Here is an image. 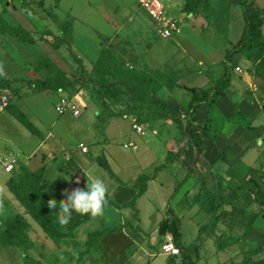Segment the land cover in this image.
<instances>
[{
  "label": "rangeland",
  "instance_id": "374dc122",
  "mask_svg": "<svg viewBox=\"0 0 264 264\" xmlns=\"http://www.w3.org/2000/svg\"><path fill=\"white\" fill-rule=\"evenodd\" d=\"M163 1L178 28L167 37L156 32L153 20L136 0H0V79L6 80L14 90L1 89L9 92V99L0 112V229L13 215L21 214L34 239L28 255L39 264H186L181 254L161 253L167 233L173 240L178 235L174 210H168L166 203L174 187L186 176L184 159L174 162L176 151L181 150L176 148L174 140L180 134L187 135L189 129L183 120L175 121L185 119L183 110L192 94L189 88L211 85L225 68L231 82L224 96L214 101L211 116L215 127L201 142L186 140L182 148L192 142L200 158L199 149H204L205 143L215 144L218 138L227 141L231 150L234 141L241 143L235 164L220 169L216 166L217 159L212 160L207 177L224 172L221 174L225 181H233L232 186L244 192L259 191L257 178L264 186V0H248L250 10L261 18L259 38L244 51L236 52L230 61L226 60L227 52L239 39L244 25L239 0H204L198 6L195 0ZM185 4L194 8L187 11ZM49 12L71 24V49L88 74L93 73L103 47L115 52L125 68L160 69L173 74L177 84L172 89L158 86L156 96L179 114L153 120H146L140 114L103 115L98 120L96 113L101 109L91 100L92 88L87 83L76 82L58 90H35L27 83L28 79L46 78L60 71L71 73L79 66L66 46L51 43L54 35H61V30ZM3 27L24 29L36 40L27 42L11 36ZM62 98L74 104L80 113L73 114L68 105L59 113ZM109 105L111 111L118 112L130 103L110 100ZM205 109L201 107L195 116L201 125L206 122ZM137 126L141 128L138 130ZM228 137L234 140L230 143ZM80 143L86 151H81ZM8 158L15 159L10 172L3 168V161ZM67 162L70 167L75 162L83 165L79 186H75L77 180H72L74 185L70 182L73 170L58 171ZM241 163L248 166H240ZM102 164H107L114 176L128 186L117 183ZM187 164L192 161L188 160ZM160 165L165 167L155 173L151 183L147 181V192L137 199L138 220L133 218L130 208L108 205L102 215L80 224L72 239L61 242L45 236L7 186L11 177L17 179L26 170L43 168L40 182L43 190L58 194L65 201V193L85 188L87 179L91 183L98 178L103 181L107 196L125 202L131 197L135 179L153 174ZM218 166L222 167V162ZM197 175L188 176L179 187L175 201L174 196L169 201L180 216L179 230L185 246L196 238V225L187 217L191 209L179 200L187 190L195 188ZM68 176L70 179L65 181ZM210 184L214 186L215 182ZM190 200L204 211L203 216H196L200 218L198 222L201 226L207 224L210 215L204 202L195 201L194 196ZM261 201L264 207V197ZM166 217H169L166 232L159 235ZM117 225L126 227L122 232L99 237L101 245L96 255L93 254L96 248L87 249L89 232ZM201 234V240L215 238V234L210 236L205 229ZM212 240L203 242L202 252L208 257V264H213L211 259L215 256L211 250L218 252ZM191 253L196 254L194 249ZM0 264L27 262L19 249L0 244Z\"/></svg>",
  "mask_w": 264,
  "mask_h": 264
},
{
  "label": "trees",
  "instance_id": "16d2710c",
  "mask_svg": "<svg viewBox=\"0 0 264 264\" xmlns=\"http://www.w3.org/2000/svg\"><path fill=\"white\" fill-rule=\"evenodd\" d=\"M195 6L199 3H203L204 0H195ZM242 17L244 20L243 29L239 39L228 50L226 60L230 61L236 52H242L249 45L256 41L260 36L261 18L250 10L248 0H239ZM192 5L185 4L184 9L191 11ZM50 17L57 23V26L61 30V35H54L51 43L54 46H66L69 54L74 58L78 68L71 73L60 71L56 75H52L46 78H34L28 79L27 83L37 91L43 90H58L73 85V83H87L91 85V100L100 107L101 111H97V119L110 116H123L140 114L146 120L153 119H165L171 114L178 115L179 112L175 110L164 99L156 96V88L158 86H165L168 89H172L177 80L173 74L160 69H128L121 65L120 59L115 52L108 47L100 49L96 61L94 63L93 73L88 74L84 67L81 65L80 59L75 55L71 49L72 42V27L67 21H60L57 16L52 13H48ZM5 32L11 36L19 37L27 42H34L36 39L24 29H16L3 27ZM226 66V65H225ZM231 82L230 75L225 68L223 74L217 78L211 85L203 88H196L191 94V100L187 107L183 110L186 122L190 127V138L192 140L202 141V137L211 131L215 127V123L212 122V109L214 107V101L224 96V91L229 87ZM0 89H10L6 80L0 79ZM11 90V89H10ZM12 92L14 90H11ZM110 100L116 101H128L130 105L128 108L122 111L113 112L110 109ZM207 106L206 110V122L201 125L196 122L195 112L203 105ZM104 115V116H103ZM26 126L30 127V123L23 120ZM214 124V125H213ZM212 127V128H211ZM202 147L199 149L201 152ZM167 159H171V155L167 156ZM107 169L110 176L114 177L115 181L122 184V182L114 176L111 169L107 164H102ZM165 167L160 165L154 168V172L151 175L143 174L138 176L131 188L134 189L130 199L125 202H117L106 195L107 204L116 209L130 208L132 210V216L138 220V209L136 207L137 199L142 196L147 187V181L155 178V173ZM41 168L38 171L26 170L17 179L11 177L8 180L7 186L9 191L15 196V198L21 203L25 212L39 225L46 237L54 242H61L63 240L72 239L75 235L76 228L95 218L91 215H81L79 213H73L70 222L65 226H60L57 222L58 209L50 210L48 207V201L55 199L57 204L66 202L59 195L55 193H47L43 190V186L40 183L42 179ZM191 169H189V172ZM216 180V190L211 191L206 183L204 177L200 178L198 191L195 195V201H202L206 206V211L210 215L209 222L200 226L198 229V244H201L202 229L210 236L214 234L216 223L218 221L217 210L222 205V175L215 172L212 174ZM177 186L173 189V192L168 197V204L170 199L173 198L174 193L177 191ZM170 210L169 205L167 206ZM98 217V216H96ZM119 227H104L101 230H96L88 233V239L86 240L87 249H95L98 238L105 233H113L120 230ZM34 242L31 232L27 227V222L21 214L13 215L7 222L4 228L0 229V244L12 245L19 249L27 264H39L32 256L28 255V249ZM176 244L180 247V253L183 255L186 264H194L190 256L186 252L185 248L179 243V235L175 238Z\"/></svg>",
  "mask_w": 264,
  "mask_h": 264
},
{
  "label": "crops",
  "instance_id": "0c3cea01",
  "mask_svg": "<svg viewBox=\"0 0 264 264\" xmlns=\"http://www.w3.org/2000/svg\"><path fill=\"white\" fill-rule=\"evenodd\" d=\"M164 4H165V2H164ZM220 99H221V97L216 99V100L218 101ZM205 106L206 105L203 104L201 107H204V109H205ZM206 108H207V106H206ZM206 110L207 109L204 110L205 116H206ZM197 111L195 112V116L197 115ZM183 117H184V115H183ZM203 117H204V115H203ZM196 118H197V116H196ZM181 120H183L187 124L186 118L185 119H179L175 122H179ZM196 122L201 124V121H196ZM187 126L189 129L187 135L183 136L182 134H180L179 137L175 136L174 145L176 146V148H181V150L176 151L175 156H174V162H176L180 158L184 159V160H182L184 162L183 167H185V170H186V176L182 179V181H179L178 184L176 185L178 187L177 191H178L179 187L181 186V184L183 183V181H185L188 176H191L195 173H198V175H197L198 178L196 181L195 188H192V190H187L179 200L183 204H185L188 208L191 209V212L187 213V217L190 220H192V222L196 225V238L193 239L188 246H185L181 241V233L179 230L180 229L179 228L180 216L175 211L176 207H174V205H172L171 203H170L171 204V207H170V205L168 204V201H167L166 205L167 206L169 205V207L173 208V210H174V221L178 225L177 228H178L180 245L185 248L186 252L190 256V258L194 262V264H197L198 262H200L201 264H208L209 263L207 261L208 257H206V254H204V252H202L204 247H205V246H203L204 245L203 242H205L207 239L212 240V238H207V239L201 240V244L199 245V247H197V244L199 242L197 233H198V229L202 223L198 222L200 220V218L198 219L196 216H198V215L200 217L203 216L204 211L201 208H199L198 204H196V203L192 204L190 202L191 201L190 199L193 196L195 198V195L198 191L199 180L202 177H204L206 179L207 186L211 191L216 190V188H217L216 180L213 178V176L207 177V173H208V171H210V166H211L210 161L217 159L216 160V163H217L216 166L219 167L220 169L221 168L226 169L229 166H233L232 164H235V162L238 159L237 158L239 156V153H238L239 150L238 149L240 148L239 146L241 143L239 144L236 141H234L232 146L230 147V148H233L232 149L233 151H232L231 149L228 148L229 143L227 141L218 138L216 143L214 142L215 144H213L211 142L209 144L205 143V148L201 151L202 155L199 158L200 153L199 154L196 153V151L194 150V146H193L192 142L187 143V145L182 148V145L186 140H192L190 138V127L188 124H187ZM227 140H229V137ZM233 140L230 139L229 140L230 143ZM180 151H181V154H180ZM189 156H190V158H189ZM188 160H191L192 164H187ZM195 162H196V164L193 165ZM220 162H222V164H223L222 167L218 166V163H220ZM239 165L240 166H248V165H246V163H241ZM67 168H69V170L74 171V173L72 174L73 177H72L70 182H72V184H73L72 180L78 179L79 183H80V178H81L80 174H82L84 172L83 165L75 162L73 164V166L70 167V163L67 162L66 166L59 167L58 171H62V169H67ZM189 169H191L190 172H189ZM46 171H47V169H46ZM46 171H45V174H46ZM221 173L224 174V172H221ZM221 173H219V174H221ZM117 178L122 182V184L119 183L121 186H125V185L128 186L119 177H117ZM222 178H223V180H222L223 203L218 208V210L216 212L218 215V221L216 223V227L214 230L215 238L212 240L214 245H213V243H211L212 248H213V246L216 245V248H217L216 250L218 252H216L215 250L212 252V250H211L212 255L213 254L215 255L211 259L212 260L211 263H213V264H264V207L262 206V201H261V198L264 197V186L261 183L262 181L257 178V182L260 186L259 191L257 190V192L253 193L251 190L248 192H244L243 190L237 189L236 187L232 186L233 181H232V183H230V181H228L227 178H226L227 180L225 181V178L223 177V175H222ZM153 180L154 179L148 180V183H151ZM214 182H215V185L212 186V184H210V183H214ZM79 183H76L75 186H79ZM147 190H148V188H146L145 192L142 195H145ZM177 191H176V193H174V198H173L174 201L176 199L175 197H176ZM133 192L134 191L132 189L130 191V194L132 195ZM173 199L170 202H172ZM243 200H246V202ZM120 203H122V202H120ZM0 219H2V218L0 217ZM119 226L121 227V225H117L115 227H119ZM111 227H114V226H111ZM125 227H126V225H123L120 228V230L115 231V232H120V231L122 232ZM173 241L175 242V239ZM100 245H101V240H98L97 245H96V250H94V252H93L94 255H96L98 253V249H99ZM192 249H194V251L196 253L195 255H193L191 253ZM161 253L164 255H167V256L170 255V254H165L162 251H161ZM217 253H219L221 256L223 255L224 257L222 258L220 256L218 258ZM179 254H181V253H179ZM174 255H176V254H174Z\"/></svg>",
  "mask_w": 264,
  "mask_h": 264
},
{
  "label": "built area",
  "instance_id": "2783aa9c",
  "mask_svg": "<svg viewBox=\"0 0 264 264\" xmlns=\"http://www.w3.org/2000/svg\"><path fill=\"white\" fill-rule=\"evenodd\" d=\"M137 5L145 10L148 16L151 17L155 24V30L161 36L167 37L171 36L174 32L177 31V24L175 19L169 16L167 12V8L162 0H136ZM236 70H239L236 67ZM9 92L0 89V112L8 102ZM70 107L73 114L78 115L80 110L75 107L74 104H70L69 100L62 98L60 101V105L58 106L59 113L63 112V110L67 107ZM136 126V125H135ZM138 130L141 128L140 126L136 127ZM80 148L82 151H86V147L80 143ZM15 162L14 158H8L3 161V168L6 172H10L13 169V163ZM1 226V220H0ZM167 241L162 243L161 250L165 254H179L180 247L176 245L173 241V238L167 234Z\"/></svg>",
  "mask_w": 264,
  "mask_h": 264
},
{
  "label": "clouds",
  "instance_id": "9594fccd",
  "mask_svg": "<svg viewBox=\"0 0 264 264\" xmlns=\"http://www.w3.org/2000/svg\"><path fill=\"white\" fill-rule=\"evenodd\" d=\"M69 179L68 176L65 181ZM76 183H79L78 179ZM106 191L101 179H93L91 183L87 179L85 188L78 187L64 194L66 202L57 204L55 199H51L48 201V207L50 210H56L59 205L57 222L60 226H65L70 222L74 212L93 217L102 215L107 204Z\"/></svg>",
  "mask_w": 264,
  "mask_h": 264
},
{
  "label": "water",
  "instance_id": "95a60500",
  "mask_svg": "<svg viewBox=\"0 0 264 264\" xmlns=\"http://www.w3.org/2000/svg\"><path fill=\"white\" fill-rule=\"evenodd\" d=\"M189 90L191 92L194 91V88H189ZM168 221H169V217H166L162 222H161V225L159 227V235H162V234H165L166 232V229H167V224H168Z\"/></svg>",
  "mask_w": 264,
  "mask_h": 264
}]
</instances>
